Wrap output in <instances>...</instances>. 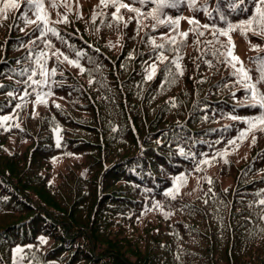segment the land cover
I'll return each mask as SVG.
<instances>
[{
  "label": "trees",
  "instance_id": "obj_1",
  "mask_svg": "<svg viewBox=\"0 0 264 264\" xmlns=\"http://www.w3.org/2000/svg\"><path fill=\"white\" fill-rule=\"evenodd\" d=\"M55 2L45 0L50 19H68L50 25L59 36L37 39L36 25L21 18H36L24 0L0 16V116L13 117L0 127V264H264V131L237 139L249 126L231 117L258 110L246 106L223 57L211 54L227 37L183 19L186 43L170 44L181 38L148 15L153 0H122L144 15L121 9V21L101 0ZM237 4L229 11L224 0H208L212 19L187 6L162 12L226 27L215 9L231 23L254 11V0ZM231 36L255 82L264 33ZM41 50L56 68L46 87L25 83L43 79ZM36 91L52 93L47 104L35 103ZM206 158L212 163L195 171ZM181 173L187 183L173 199L166 193Z\"/></svg>",
  "mask_w": 264,
  "mask_h": 264
},
{
  "label": "snow or ice",
  "instance_id": "obj_2",
  "mask_svg": "<svg viewBox=\"0 0 264 264\" xmlns=\"http://www.w3.org/2000/svg\"><path fill=\"white\" fill-rule=\"evenodd\" d=\"M24 2L29 6L30 10H34L35 19H29L27 13H24L22 15V19L26 24H34L36 25V29L42 33L41 36H37V39H42L44 36H46L48 33H51L53 36H59V33L55 27H51V24L54 23H68L67 15H64L62 19H59L57 21H52L50 19V13L47 11L45 0H24ZM140 3H146L147 0H139ZM158 7L154 8L148 15H150L158 25H165V26H171L172 31L178 33L179 37L181 38L179 41L176 37H170L168 38L169 43L173 45L183 44L186 43L188 32H181L179 31V25L180 21L183 19H187L189 24L196 25L197 28H203V29H211L212 35L214 37L218 36H224L227 37V42H217L220 43V48L213 47L211 49V54L218 57H223L224 63H227L232 69V76L239 77L237 80V83L240 84L246 93V95L249 97L248 103L246 106L256 108L258 110V114L253 117H246L241 118L237 116L231 117L233 120L235 119H243L248 124V129L245 131H242L240 135L237 137L239 140H244L247 138V135L249 132L258 130V131H264V90H261L260 85H264V57L258 58L261 61L260 66V75L256 79L255 82H253L252 76L250 74L251 70L246 69L243 67V61H241L240 57L235 54V41L232 39L231 33L239 30L243 35H247L249 31L256 32L258 29L259 32L264 33V0H254V11L250 14V16L244 20L239 21L238 23H231L228 22V16L224 13H221L219 11V8L215 9V11L218 12V19L225 22L226 27H217L215 24H201L199 20H197L194 17H183V16H176L175 18L167 15V13L162 12V9L164 8H175L177 6H187L192 8L193 11L203 12L208 18L212 19V12L208 11V0H203L202 3L199 2V0H153ZM244 0H239V3H243ZM111 4L115 8V12L113 13V18L117 21L123 20V16L121 14V9H126L129 12L136 13L137 16H143L144 13H142L141 9L139 7H133L130 6L127 3L122 2V0H101V6L107 7L108 4ZM217 3L219 4V0H217ZM225 5L229 9V11H235L239 5L237 4V0H224ZM50 6L52 8H56L57 4L55 0H50ZM20 5L16 3V0H6V2L3 4V7L0 8V16H3V14L8 9H18ZM65 7H69L68 5H65ZM243 10V9H241ZM163 17V18H162ZM3 18H7L6 16H3ZM93 21H95V16H93ZM153 27H156L154 24ZM204 32H199V36H203ZM35 43V41H33ZM197 44L200 43L199 39L196 41ZM209 44H212V41H208ZM47 46L51 47V42L46 41ZM153 44L156 48H163V44H156L155 41H153ZM254 49L259 50L258 46H253ZM223 49V51H221ZM178 50V49H177ZM60 55L57 52L53 53V56L60 60ZM78 55H80L78 53ZM39 57L36 63L40 67V72L38 73L39 76L43 77V79H34L32 75H29L28 80L25 81L26 84H28L29 81L33 85L36 86H47L48 84V77L49 75H55L56 74V68H52L49 70L45 64L43 63V60L52 59V57L47 56L44 51H40ZM161 61H164L167 59L163 54L159 57ZM64 61H68L70 64L76 67H80L79 62L77 60H69L67 56L63 58ZM63 63V61H60ZM211 63L210 61L208 62ZM237 64H240L241 67L237 68ZM176 67L179 70V73L183 74V68L179 64V62L176 63ZM149 72L147 79L151 80L155 76L157 72L156 64L153 63L149 65ZM83 71V69H81ZM0 87H4L3 85H0ZM32 93L25 90L24 95H31ZM52 93L50 92H43V91H36V104H47V97L50 96ZM9 96H12L13 93H9ZM21 100L24 99V97H20ZM24 105H17V107H23ZM59 107V105H56ZM13 119L10 115H3L0 116V127H5L6 130L9 127L7 125V121ZM18 126V125H16ZM253 143H255V138H253ZM228 144L235 145L236 140H230L228 141ZM57 146H59V139L57 140ZM181 154H184L181 152ZM227 151L223 153V155L227 156ZM206 155V154H205ZM195 159V156L192 157ZM214 159V158H213ZM227 162V161H226ZM211 159H204L203 161H196V168L195 171H200V165L201 164H211ZM209 179V182L211 183V179ZM187 183V175L185 173H181L175 177V187L168 190L166 195L171 196L173 199L176 198V195L179 194L180 188ZM261 205H264V200L260 201ZM159 206V205H157ZM166 215H171V213H166ZM43 240V238H41ZM17 253H22L24 251L23 248L17 247L15 249Z\"/></svg>",
  "mask_w": 264,
  "mask_h": 264
}]
</instances>
